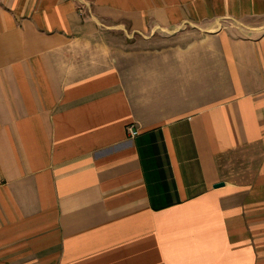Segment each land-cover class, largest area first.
<instances>
[{"label":"crops","instance_id":"obj_1","mask_svg":"<svg viewBox=\"0 0 264 264\" xmlns=\"http://www.w3.org/2000/svg\"><path fill=\"white\" fill-rule=\"evenodd\" d=\"M0 264H264V0H0Z\"/></svg>","mask_w":264,"mask_h":264},{"label":"built area","instance_id":"obj_2","mask_svg":"<svg viewBox=\"0 0 264 264\" xmlns=\"http://www.w3.org/2000/svg\"><path fill=\"white\" fill-rule=\"evenodd\" d=\"M128 131H129L130 135H134L136 133L135 129H133L132 126L128 127Z\"/></svg>","mask_w":264,"mask_h":264}]
</instances>
